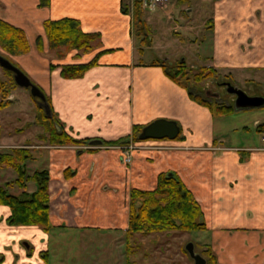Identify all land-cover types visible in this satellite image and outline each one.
Segmentation results:
<instances>
[{
	"label": "crops",
	"instance_id": "1",
	"mask_svg": "<svg viewBox=\"0 0 264 264\" xmlns=\"http://www.w3.org/2000/svg\"><path fill=\"white\" fill-rule=\"evenodd\" d=\"M38 1L0 0V18L21 27L29 44V51L17 57L42 63L32 81L47 95L64 129L76 138L102 143L53 145L38 138L42 133L31 144L29 139L15 140L10 135L0 138L1 148L30 150L29 172L48 170L52 224L48 231L35 225H9L10 209L0 204V264H49L55 249L53 232L64 238L67 231L78 239L83 262L89 258L83 250L87 240L114 236L119 253L127 250L126 262L131 264L136 246L130 245L136 235L126 236L129 192L154 188L158 176L167 171L175 172L201 205L203 231L209 235L205 244L218 264H264V128L255 131L261 136L256 144L225 143L215 131L217 115L191 100L160 64H154L161 58H140L151 43L140 46L131 10H122L123 0H49L47 6H39ZM161 8L143 9L146 24V10L150 19ZM187 8L184 15L190 16L186 12L192 8ZM63 17L77 19L83 32L98 37L86 53L69 50L58 58H44L53 48L43 22ZM204 23L207 35L201 36L198 50H202L197 54L207 63L199 65L228 72L264 69V0H214L212 16ZM205 48L207 53L201 54ZM92 59L96 63L75 78H64L59 67H50ZM168 59L161 60L176 61ZM8 98L15 99L14 93ZM157 118L175 120L181 138L136 142L129 163L123 161L121 144L104 143L130 135L135 124L146 125ZM258 124L255 120L254 130ZM0 169L8 174L11 168ZM25 189L32 192L34 182L29 180Z\"/></svg>",
	"mask_w": 264,
	"mask_h": 264
},
{
	"label": "trees",
	"instance_id": "2",
	"mask_svg": "<svg viewBox=\"0 0 264 264\" xmlns=\"http://www.w3.org/2000/svg\"><path fill=\"white\" fill-rule=\"evenodd\" d=\"M175 2L182 5L189 0H175ZM38 4L39 6H47L49 0H39ZM129 7V4L124 1L122 10L123 12L131 10L134 36L142 48L150 45L149 28L143 17L140 0H133L132 7ZM43 28L51 48H64V51H58L59 57L69 50L88 52L92 48L93 41L98 37L96 33L83 32L79 26V21L71 17L46 19L43 22ZM36 44L41 50L40 38L36 40ZM1 50L10 55L24 54L29 51V44L21 27L0 18V55L13 63L10 58L1 53ZM95 63L96 60L92 59L82 63L50 64V67H59L60 75L64 78H75L80 77ZM154 64H160L169 79L184 88L191 100L208 107L211 113L224 115L234 110L232 100L229 102L210 100L202 93L199 83L208 78L217 81L221 72L215 67L199 65L194 69L189 67L184 59L174 63H166L164 60L158 59ZM3 70L8 75L11 87L16 85L12 72L4 68ZM224 76L229 77L228 74ZM5 83L0 78V108L5 107L10 102L9 99H6L10 90ZM45 96L50 105L49 98L46 94ZM32 98L37 104V99ZM37 109L36 123L42 125L44 130L42 134L38 135L39 139L53 145H81L89 142L90 139L88 138H76L68 133L52 109L50 115L45 114L43 108L38 104ZM143 126V124H135L130 135L117 140L104 141V143L115 145L130 140L133 142L144 141L139 138ZM263 128L264 121L255 127V131H262ZM178 138H181L179 134L175 139ZM31 157V152L26 147H17L10 151L0 152V166L11 167L15 172V178L0 185V204L8 206L10 209V214L6 218L9 225H35L44 231H48L52 227L49 218L48 183L50 175L46 169L29 172L27 160ZM170 172L171 174L168 175ZM66 173H68V169H65V175ZM29 180L35 184V190L32 192H27L25 189ZM11 186H16L20 189L19 192H11ZM204 229H206V223L201 205L194 197L193 192L175 172H162L152 189L132 188L130 190L127 237L135 233L147 235L168 231L187 232ZM184 251L188 252L186 249ZM200 255L205 258V264H218L215 254L208 244L202 245Z\"/></svg>",
	"mask_w": 264,
	"mask_h": 264
},
{
	"label": "rangeland",
	"instance_id": "3",
	"mask_svg": "<svg viewBox=\"0 0 264 264\" xmlns=\"http://www.w3.org/2000/svg\"><path fill=\"white\" fill-rule=\"evenodd\" d=\"M213 4L214 0H189V2L182 5L176 4L175 0H168L166 5L157 6L163 7L153 13L157 18L151 17L150 19L148 16L151 13L146 10L144 16L148 20L147 26L149 28L151 46L144 47V53L140 55V58L145 61L155 57L161 59L169 58L172 61L184 58L186 64L189 67L193 66L194 69L199 64L207 63V60L200 57L197 52L202 50H198L199 40L202 35H207L204 32L203 25L205 24L204 21L212 16ZM187 7L192 8V11L186 12L190 16L184 15L185 10L188 9ZM162 16L163 18L158 19ZM174 31L176 33H173ZM204 50L201 54L207 53L206 48ZM58 51H64V48L51 49L42 56L47 59L58 58ZM1 53L10 58L17 67L28 75L31 81L34 79L33 76H37L42 69L40 61L31 58L20 60L18 55H10L2 50ZM220 72L217 81H229L232 85L244 90L248 95H264V69L248 72ZM225 74H228L229 77L224 76ZM0 78L6 82L5 84L9 87L10 94L12 92L15 96V99L12 100V98H8L9 94L6 99H9L10 102L5 107L0 108V138L10 135L15 140L29 139V144L36 142L37 137L35 136L43 133L44 130L42 125L36 123V102L33 100L29 89L17 85L11 87L8 75L1 66ZM215 82L216 80L208 78L199 83L203 95L207 97L211 96V92H217L219 94L216 97L218 101L229 102L232 99V95L225 92L224 88L219 87ZM209 99L212 100L211 97ZM263 119L264 106L250 109L234 108L228 115H217L215 117V131L217 135L221 133L223 135L222 139L226 140L225 143L228 142L230 145L256 144L261 136L254 130V121L258 120L259 123H262ZM18 129L22 130V134ZM11 149L0 147V152L10 151ZM122 153L124 161V150H122ZM132 156L133 153L131 152V161ZM32 166L33 164L30 165L31 168ZM11 176H15L12 168L9 169L8 174L0 169V185L4 184L3 180L12 178ZM10 191L13 192L12 189ZM65 235L66 237L63 238V234L59 237L57 232H53L52 244L53 246L55 245L53 247L55 249L52 251L53 255L50 256L49 264H127L128 251L119 253L116 247L117 241H113V235V237L103 236V238H98L101 241L95 239L86 241L85 245L87 248L83 247V250L87 249V254H89L86 263L82 260L85 255L82 254V248L78 245V239L75 238V234L67 231ZM134 235L136 236L133 238L130 247H136L131 251L132 253L135 251L134 255L130 257L131 264H194V260L188 251V245L192 243L193 252L201 254L202 245L208 241L209 236L203 230L168 231L147 235L135 233ZM185 249L188 252H185ZM95 256L96 259L93 260Z\"/></svg>",
	"mask_w": 264,
	"mask_h": 264
},
{
	"label": "water",
	"instance_id": "4",
	"mask_svg": "<svg viewBox=\"0 0 264 264\" xmlns=\"http://www.w3.org/2000/svg\"><path fill=\"white\" fill-rule=\"evenodd\" d=\"M0 66L12 72L13 80L17 86L28 88L32 97L37 99V104L41 106L45 114L50 115L51 108L47 102L45 93L35 83L31 81L19 67L11 63L7 58L0 55ZM224 90L228 94L234 95L233 105L235 109H250L264 106V95H248L244 90L232 85L229 81L221 83ZM179 134V125L175 120L157 118L144 125L139 133L141 140L146 139H175ZM91 145L102 143L100 139H92L89 141ZM168 173V175H170ZM194 264H205V259L198 253L193 252V244L188 245Z\"/></svg>",
	"mask_w": 264,
	"mask_h": 264
},
{
	"label": "built area",
	"instance_id": "5",
	"mask_svg": "<svg viewBox=\"0 0 264 264\" xmlns=\"http://www.w3.org/2000/svg\"><path fill=\"white\" fill-rule=\"evenodd\" d=\"M125 2H127L129 4V8L132 7V2L133 0H124ZM168 2V0H140V4H141V8L142 9H146V8H153L155 6H161V5H166ZM119 147L124 150L125 153V157H124V161L129 163L131 160V152H133V150L137 147L136 142L133 141H129L126 143H123L121 145H119Z\"/></svg>",
	"mask_w": 264,
	"mask_h": 264
},
{
	"label": "flooded vegetation",
	"instance_id": "6",
	"mask_svg": "<svg viewBox=\"0 0 264 264\" xmlns=\"http://www.w3.org/2000/svg\"><path fill=\"white\" fill-rule=\"evenodd\" d=\"M223 81H225V80L216 81L215 83H216V85H218L219 87L224 88V86H222V85L220 84V83L223 82ZM225 92H226V91H225ZM206 93H208V91H206ZM210 95H211V96H207V97H208V98L211 97V99H213V100H217L216 97H217V95H219V94H218L217 92H211ZM230 95H232V94H230ZM233 98H234V95H232V99H231L232 101H233Z\"/></svg>",
	"mask_w": 264,
	"mask_h": 264
}]
</instances>
